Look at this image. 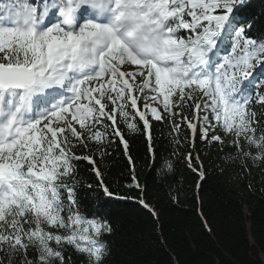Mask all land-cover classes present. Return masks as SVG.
Wrapping results in <instances>:
<instances>
[{
	"label": "snow or ice",
	"instance_id": "6c2138e0",
	"mask_svg": "<svg viewBox=\"0 0 264 264\" xmlns=\"http://www.w3.org/2000/svg\"><path fill=\"white\" fill-rule=\"evenodd\" d=\"M249 8L248 0H0V264H66L65 245L103 264L101 237L112 229L99 213L85 218L79 192L96 189L78 179V165L101 173L78 152L91 144L104 157L117 140L127 151L117 117L149 141L153 122L170 121L177 146L186 123L193 148L197 137L220 151L230 140L244 161L264 162V123L252 109L264 105V30ZM148 151L153 167L160 159L172 172V159ZM193 159L185 156L190 168Z\"/></svg>",
	"mask_w": 264,
	"mask_h": 264
},
{
	"label": "trees",
	"instance_id": "16d2710c",
	"mask_svg": "<svg viewBox=\"0 0 264 264\" xmlns=\"http://www.w3.org/2000/svg\"><path fill=\"white\" fill-rule=\"evenodd\" d=\"M248 2V11L259 19L257 30H264V0ZM252 109L255 122L264 123V105ZM194 112V107L186 110L190 118ZM137 123L142 124L138 118ZM170 124L153 122L149 141L147 132L132 131L117 117L127 151L117 140L104 157L91 144L78 152L92 155L101 173L95 176L88 162L78 165V179L96 189L79 192L85 218L99 213L112 229L101 237L106 244L103 264H264V162L244 161L230 140L220 151L219 145L197 137L193 148L184 139L191 137L186 123L177 146ZM149 144L158 158L172 159V172L162 168L160 159L152 166ZM188 153L199 156L191 168ZM64 255L66 264H88L87 255L74 246L65 245Z\"/></svg>",
	"mask_w": 264,
	"mask_h": 264
},
{
	"label": "rangeland",
	"instance_id": "374dc122",
	"mask_svg": "<svg viewBox=\"0 0 264 264\" xmlns=\"http://www.w3.org/2000/svg\"><path fill=\"white\" fill-rule=\"evenodd\" d=\"M262 259L264 260L263 253L261 254Z\"/></svg>",
	"mask_w": 264,
	"mask_h": 264
},
{
	"label": "bare ground",
	"instance_id": "6f19581e",
	"mask_svg": "<svg viewBox=\"0 0 264 264\" xmlns=\"http://www.w3.org/2000/svg\"><path fill=\"white\" fill-rule=\"evenodd\" d=\"M263 257H264V254H263Z\"/></svg>",
	"mask_w": 264,
	"mask_h": 264
}]
</instances>
